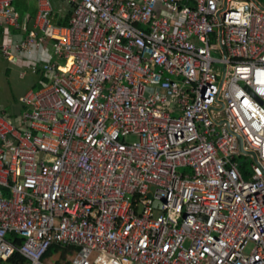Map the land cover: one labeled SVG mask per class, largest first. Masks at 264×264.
Segmentation results:
<instances>
[{
  "label": "built area",
  "instance_id": "2783aa9c",
  "mask_svg": "<svg viewBox=\"0 0 264 264\" xmlns=\"http://www.w3.org/2000/svg\"><path fill=\"white\" fill-rule=\"evenodd\" d=\"M14 1L0 55L43 77L0 113V260L264 264V4L38 0L16 35Z\"/></svg>",
  "mask_w": 264,
  "mask_h": 264
},
{
  "label": "rangeland",
  "instance_id": "374dc122",
  "mask_svg": "<svg viewBox=\"0 0 264 264\" xmlns=\"http://www.w3.org/2000/svg\"><path fill=\"white\" fill-rule=\"evenodd\" d=\"M22 0H17L13 5L18 10ZM264 3V0H261ZM4 42V38H0V44ZM216 44V40L213 39ZM44 46L50 47L48 42ZM214 56H220L219 53H213ZM41 75L34 73L32 68H28L23 62L8 61L0 55V113L7 115L19 114L25 111L20 98L29 90H37L39 87ZM126 143H133L138 140L136 136L124 137ZM248 251V250H247ZM71 250L64 253L63 250L54 251L49 257L43 259L46 264H69L68 257L72 256ZM0 264H29L27 261L11 260L2 261Z\"/></svg>",
  "mask_w": 264,
  "mask_h": 264
},
{
  "label": "crops",
  "instance_id": "0c3cea01",
  "mask_svg": "<svg viewBox=\"0 0 264 264\" xmlns=\"http://www.w3.org/2000/svg\"><path fill=\"white\" fill-rule=\"evenodd\" d=\"M16 1L17 0H15L14 3ZM14 8L19 13L20 16V21H19L20 27L19 28L11 27L9 29L10 33L19 35V34H24L27 31L28 32L32 31L34 29L35 20L39 9L38 0H22L21 4L19 5V9L21 8V11L18 10L16 7ZM52 10H53L52 21L55 25L66 26L69 24V21L73 16V10L65 0H52ZM3 31L4 29L0 26V38H4ZM17 115L18 114L9 115V116L14 117Z\"/></svg>",
  "mask_w": 264,
  "mask_h": 264
},
{
  "label": "trees",
  "instance_id": "16d2710c",
  "mask_svg": "<svg viewBox=\"0 0 264 264\" xmlns=\"http://www.w3.org/2000/svg\"><path fill=\"white\" fill-rule=\"evenodd\" d=\"M43 77V76H42ZM39 86H40V83H39ZM39 88V87H38ZM15 115V114H14ZM20 242V240L18 241ZM60 250H63L64 253H67V251L69 250L68 248H63L62 246L60 245H53L51 246V248L48 250V252L45 254L44 258L46 257H49L54 251L58 252ZM21 260V261H27L22 255H20L19 253H16L11 259V260ZM28 262V261H27Z\"/></svg>",
  "mask_w": 264,
  "mask_h": 264
},
{
  "label": "water",
  "instance_id": "95a60500",
  "mask_svg": "<svg viewBox=\"0 0 264 264\" xmlns=\"http://www.w3.org/2000/svg\"><path fill=\"white\" fill-rule=\"evenodd\" d=\"M256 3H257V5L260 6L261 9L264 10V6H262V5H261L259 2H257V1H256ZM222 48H223L224 54L226 55V53H225V48H224V47H222ZM254 156H255V158H256V155H255V154H254Z\"/></svg>",
  "mask_w": 264,
  "mask_h": 264
}]
</instances>
